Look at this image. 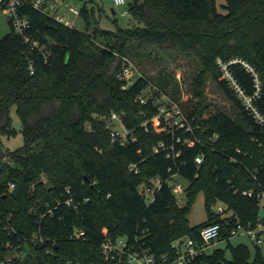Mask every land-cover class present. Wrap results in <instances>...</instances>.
I'll return each mask as SVG.
<instances>
[{
  "label": "trees",
  "instance_id": "16d2710c",
  "mask_svg": "<svg viewBox=\"0 0 264 264\" xmlns=\"http://www.w3.org/2000/svg\"><path fill=\"white\" fill-rule=\"evenodd\" d=\"M222 7L225 14L216 0H146L131 7L127 27L113 20L115 29L107 30L100 25L104 6L87 0L78 30L23 6L29 34L49 57L45 62L30 52L11 24L0 39V137L15 134L9 116L15 107L24 140L20 149H0V264L13 255L7 264H117L104 259L100 244L123 236L173 258L175 241L199 240L207 225L229 231L237 222L257 221L264 193V0H225ZM154 52H177L199 67L190 85L198 104L185 114L192 133L162 130V119L153 122L162 97L184 110L174 72L160 69L152 87L130 57L158 60ZM118 57L130 59L138 71L127 88L117 77ZM208 80L232 103L235 116L208 111ZM244 97L251 98L250 106ZM112 112L123 114L134 142L111 141ZM132 164L138 173L129 170ZM176 175L188 182L183 206L170 186ZM154 179L161 186L147 204L140 187ZM15 182L20 187L12 196ZM199 193L207 221L191 227L188 217ZM218 203L233 213L228 224L211 210ZM75 231L84 236L71 238ZM256 249L253 261L240 245L230 247V257L216 249L194 264H264Z\"/></svg>",
  "mask_w": 264,
  "mask_h": 264
},
{
  "label": "built area",
  "instance_id": "2783aa9c",
  "mask_svg": "<svg viewBox=\"0 0 264 264\" xmlns=\"http://www.w3.org/2000/svg\"><path fill=\"white\" fill-rule=\"evenodd\" d=\"M81 1L82 5L80 8L67 4L66 6H58L54 0H0V6L7 14L14 33L22 40V42H24V44L28 45L29 51L40 53L44 61L47 62L49 54L45 46L41 45L29 34L31 22L27 16L22 14L23 6L25 4H29L34 10L52 17L58 23L69 28H75V21L79 19L80 11L83 5L87 2V0ZM145 1L146 0H130V2H127L126 0H112V4L113 9L119 6H127V11L122 13V15L130 17L131 7L136 3L140 4ZM62 7L63 9L67 10L70 17L66 18L63 16L60 11ZM117 60L119 61L118 66H121L117 77L119 78V80L125 82L123 88H127L133 83L134 79H132V76L134 74L138 75V71L130 59L126 57H118ZM223 69H225V67H223ZM29 70L30 74L34 73V66L32 61L29 62ZM139 100L142 104L146 103V98L143 95L139 97ZM243 100L247 106H250L251 98L244 97ZM167 101V105L163 104L160 100H157L156 102L157 104H159V114L157 115L156 119H162L165 125L162 130L173 131V129H177L192 133V128L190 127V125L188 126L189 122L184 115L180 104L170 99H167ZM252 111L255 116L259 120H261L253 108ZM122 116L123 114L112 112L108 123L110 128L111 141H117L120 145L125 146L130 141L134 142L136 139L132 134V130L127 129L124 126ZM190 142V139H186L184 141V143L188 144ZM163 147V144L156 146L154 148V153H158ZM195 162L197 164H200L202 162V157H197L195 159ZM129 170L138 173L137 164L130 165ZM151 184L152 186L140 187V192L146 198L147 204L153 201L156 191L161 186V181L159 179H154ZM14 185L15 184L10 185L11 191L14 188ZM170 186L173 194L177 197L181 189L177 187L176 184H173V182H170ZM242 194L248 197L252 196L251 192H243ZM262 197H264V193L259 196V209ZM66 203L67 205L71 204L70 201H67ZM73 208H76V206L74 205ZM225 212L226 211L222 206H218L216 210H214V213L219 216L224 214ZM232 215L233 213L223 218L226 219L225 224H228L227 219L231 218ZM238 235L248 236L254 246L261 250L262 248H264V220H262L260 216H258L257 221L254 224L247 223L246 225H243L237 222L235 226L229 231H226V226L223 227L219 223L207 225L200 230L199 240H195L192 238H181L175 241L171 245V248L175 252L173 258H170L168 254L157 256L154 253H151L148 248L145 247V245L140 244L137 238L134 241H130L127 236L115 239H104V241H102V243L100 244V250L105 260L114 261L117 264H194L195 259L206 254L205 251L210 246L216 244L219 241H229L231 238ZM83 236V231H75L71 238L79 239ZM15 257V255L9 256L2 264L10 263L11 260Z\"/></svg>",
  "mask_w": 264,
  "mask_h": 264
},
{
  "label": "rangeland",
  "instance_id": "374dc122",
  "mask_svg": "<svg viewBox=\"0 0 264 264\" xmlns=\"http://www.w3.org/2000/svg\"><path fill=\"white\" fill-rule=\"evenodd\" d=\"M58 6H66L72 5L78 8L81 7L82 1L81 0H54ZM96 5L104 6L105 15L101 16L100 25L103 29L107 30H114L115 26H119L121 28H125L128 26L130 17L123 16L122 13L127 11V6H119L114 8L115 14L111 13V9L113 8L112 0H94ZM130 2V0H126ZM217 1V8L218 11L222 14L226 13V10L222 7L225 5V0H216ZM61 13L64 17H70L67 10L61 8ZM113 20H116V25L114 24ZM75 28L78 30H83V24L78 19L75 21ZM10 32V23L8 20L7 14L0 6V39L5 37ZM154 56L158 58V60H152L146 56L141 57L140 60H137L133 55H130L133 61L136 62L138 67L140 68L141 73L144 76H147L152 83V87L156 86L158 81V74L160 69H167L175 73L177 80L181 84V91L179 93L180 101L184 103V115L190 113L195 106L198 104V99L194 97L192 93L191 83L199 70L197 63L190 58H187L180 53H160L154 52ZM137 74L132 76V79H137ZM170 93V89L168 91ZM178 96V95H177ZM160 101L163 104H168L167 99L162 97ZM204 105L208 106V111L213 109L221 111L231 117L235 116V110L232 106V103L228 100V98L224 95V93L211 81L208 80L206 82L205 90H204ZM182 109V108H181ZM9 116L11 118L12 127L15 130V134L11 137H0V149L13 151L20 149L23 147L24 140L23 135L21 133V122L17 115L16 108L11 107ZM186 116V115H185ZM153 118V122L155 126L157 125L158 119ZM190 123L188 124V126ZM191 127V126H190ZM184 131V130H183ZM185 132V131H184ZM186 133V132H185ZM173 184H176L177 187L181 189L180 193L177 195L178 204L180 206L185 205L186 203V188L188 186V182L179 175L174 176ZM218 206L224 207L226 211L224 214L220 215L221 218H224L227 215L232 214L231 211L228 210L226 206L221 203L212 206L211 210L214 211ZM259 216L262 220H264V197H262L260 201V209H259ZM189 225L191 227H196L199 224L207 221V212L205 210L204 205V195L203 193H199L196 197L191 213L188 217ZM243 245L245 246L249 253H250V261H253L255 258V254L257 252L256 247L250 241L249 237L246 235H238L231 238L229 241L223 240L219 241L216 244L210 246L206 249V254L213 253L216 249H224L226 251V256H231L230 247H237ZM262 255L264 254V248L261 250Z\"/></svg>",
  "mask_w": 264,
  "mask_h": 264
},
{
  "label": "water",
  "instance_id": "95a60500",
  "mask_svg": "<svg viewBox=\"0 0 264 264\" xmlns=\"http://www.w3.org/2000/svg\"><path fill=\"white\" fill-rule=\"evenodd\" d=\"M111 12H112V14L115 13V11H114L113 8L111 9ZM118 65H119V61L117 60V61H116V65H115V69L118 67ZM48 185H49V184H47V186H48ZM19 187H20L19 182H15L14 188H13L12 191H11V195H12V196H17L18 191H19Z\"/></svg>",
  "mask_w": 264,
  "mask_h": 264
}]
</instances>
